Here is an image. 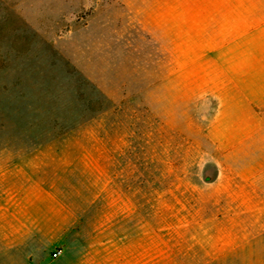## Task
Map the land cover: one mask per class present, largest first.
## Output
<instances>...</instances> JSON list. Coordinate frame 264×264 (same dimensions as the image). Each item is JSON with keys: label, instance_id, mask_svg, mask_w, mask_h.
Instances as JSON below:
<instances>
[{"label": "rangeland", "instance_id": "374dc122", "mask_svg": "<svg viewBox=\"0 0 264 264\" xmlns=\"http://www.w3.org/2000/svg\"><path fill=\"white\" fill-rule=\"evenodd\" d=\"M0 264H264V0H0Z\"/></svg>", "mask_w": 264, "mask_h": 264}, {"label": "built area", "instance_id": "2783aa9c", "mask_svg": "<svg viewBox=\"0 0 264 264\" xmlns=\"http://www.w3.org/2000/svg\"><path fill=\"white\" fill-rule=\"evenodd\" d=\"M57 255H58L57 253H56V254H54V256H55V257H57Z\"/></svg>", "mask_w": 264, "mask_h": 264}]
</instances>
